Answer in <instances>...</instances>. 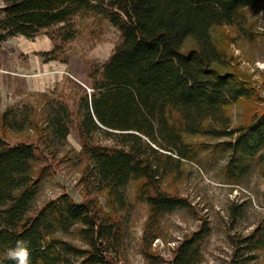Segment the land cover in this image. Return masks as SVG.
Wrapping results in <instances>:
<instances>
[{"label":"trees","instance_id":"trees-1","mask_svg":"<svg viewBox=\"0 0 264 264\" xmlns=\"http://www.w3.org/2000/svg\"><path fill=\"white\" fill-rule=\"evenodd\" d=\"M259 2L264 0H3L0 47L8 38H34L50 27L57 28L56 38L69 41L76 33L72 21L88 13L120 30L122 40L109 61L90 66L93 91L79 101L81 156L87 162L79 183L87 194L106 191L112 204L124 208L121 189L144 180L138 199L149 205L148 225L154 228L167 213L191 206L163 188L183 160L196 156L188 136L236 135L222 143L230 153L231 180L245 176L251 162L264 174V113L235 126L228 112L241 100L258 99L256 86L214 34L225 26L244 30V10ZM188 41L194 43L189 49ZM32 115L19 107L0 112L4 128L41 134L17 143L0 136V264H13L5 253L18 240L27 242L32 264H117L109 253L122 236L113 210L104 212L96 199L75 202L67 192L37 205L44 175L37 169V142L45 136L50 146L62 143L73 121L62 102L52 104L42 120ZM73 232L87 247L66 239ZM208 233L204 224L186 238L172 264H198ZM261 251L264 221L239 242L230 264H258Z\"/></svg>","mask_w":264,"mask_h":264},{"label":"rangeland","instance_id":"rangeland-1","mask_svg":"<svg viewBox=\"0 0 264 264\" xmlns=\"http://www.w3.org/2000/svg\"><path fill=\"white\" fill-rule=\"evenodd\" d=\"M3 4L0 0V19ZM244 11L247 17L244 30L225 26L217 28V34L214 31L229 58H233L236 67L252 79L258 92V99L241 100L228 109L235 126L249 123L253 115L264 113V2ZM70 25L76 33L69 41L56 38V27L44 29L34 38L17 35L14 36L17 38L7 40L11 39L7 44L10 49L15 44L22 46L18 42L24 38L31 42L38 39L49 41L52 44L50 50L35 54L46 63L56 61V66L66 68L63 79L56 80L54 87L45 93L26 94L17 101L9 99L7 107L3 108L0 99L1 113L8 108L19 107L21 113L31 110L35 120H42L48 108L56 102L65 103L71 109L73 122L65 141L58 144L52 142L50 146L44 136L37 142L42 146L37 169L41 173L44 171L37 205L42 206L44 202L67 192L75 202L96 199L104 212L113 210L122 236L119 245L109 253L117 264H172L179 246L204 224L209 226V233L200 244L198 264H230L239 242L264 221L262 166L251 162L248 173L238 179L233 178V181L229 169L230 153L222 143L234 139L236 135L227 139L207 135L188 136V143L196 150V156L192 160H183L181 171L170 173L163 188L171 195L187 199L191 206L167 213L154 228L148 225L151 215L149 205L138 199L144 180L133 181L121 189L126 201L124 208L115 202L112 204L106 191L87 194L79 183L87 163L81 156L83 142L78 131L81 119L79 101L89 93L87 87L93 91L90 66L109 61L122 40V33L110 21L91 13L78 15ZM4 43L0 50L5 47ZM57 45L59 48L54 55L45 56ZM193 45V41H188L186 48ZM20 58L25 61L29 55L22 52ZM40 135L30 129L18 132L4 128L0 116V136L10 142L33 141ZM103 142L110 143L109 140ZM66 239L82 248L87 247L78 233L73 232ZM256 255L257 263L264 264V251Z\"/></svg>","mask_w":264,"mask_h":264},{"label":"crops","instance_id":"crops-1","mask_svg":"<svg viewBox=\"0 0 264 264\" xmlns=\"http://www.w3.org/2000/svg\"><path fill=\"white\" fill-rule=\"evenodd\" d=\"M10 40L6 41L5 47L0 50V99L4 105L2 108L7 107L9 99L17 101L26 94L47 92L54 87L56 80L63 79V73L66 71L65 67L56 66V61L46 63L41 56L35 54L50 50L52 44L49 41L38 39L31 42L24 38L18 42L22 46L17 47L15 44L10 49L7 45ZM22 52L29 55L25 61L20 58Z\"/></svg>","mask_w":264,"mask_h":264},{"label":"clouds","instance_id":"clouds-1","mask_svg":"<svg viewBox=\"0 0 264 264\" xmlns=\"http://www.w3.org/2000/svg\"><path fill=\"white\" fill-rule=\"evenodd\" d=\"M5 255L9 260L13 261V264H32L31 252L25 241L18 240L13 248L7 250Z\"/></svg>","mask_w":264,"mask_h":264},{"label":"built area","instance_id":"built-area-1","mask_svg":"<svg viewBox=\"0 0 264 264\" xmlns=\"http://www.w3.org/2000/svg\"><path fill=\"white\" fill-rule=\"evenodd\" d=\"M87 89L89 90V93L88 94H91L92 89H90L89 87H87Z\"/></svg>","mask_w":264,"mask_h":264}]
</instances>
